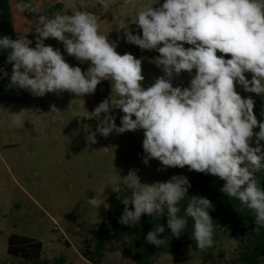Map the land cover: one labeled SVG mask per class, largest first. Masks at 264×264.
<instances>
[{
  "label": "clouds",
  "instance_id": "obj_1",
  "mask_svg": "<svg viewBox=\"0 0 264 264\" xmlns=\"http://www.w3.org/2000/svg\"><path fill=\"white\" fill-rule=\"evenodd\" d=\"M99 3L109 8L105 0ZM158 3L154 0L130 21L122 17L115 24L127 43L159 53L153 63L163 75L144 88L142 58L119 54L108 34L100 33L93 12L77 10L49 17L30 0H20L16 5L19 12L37 15L35 47H30L33 41L25 34L16 39L0 38V50L8 51L7 62L12 64L9 88L26 90L34 97L65 91L82 97L94 94L102 81L109 80L110 97L92 112L91 117L98 120L96 131L107 137L113 131L123 134L143 129L145 165L155 159L165 169L187 166L189 171L225 181L221 191L254 213L258 231L264 228V188L256 175L264 171V122L254 114V100L242 98L236 85L245 92L264 95V0H164L161 6H153ZM131 24L142 34H133ZM48 38L62 42L66 53L80 63L88 62L87 70L71 66L59 49L46 46ZM185 43L191 47L185 48ZM225 55L231 58L225 59ZM193 70L189 87L173 86L172 81L182 72L191 74ZM245 73H250L251 79ZM7 76L0 69V79ZM114 109L123 113L120 126L112 115ZM10 113L12 125L23 128L27 120L23 110ZM44 115L62 119L55 104ZM257 127L259 131L254 132ZM253 137L255 146H251ZM121 186L130 190V195L121 199L120 224L135 227L143 214L166 215L167 228L179 238L190 218L191 239L197 248L213 247L212 202L193 195L181 214L178 205L191 187L186 176L174 175L166 182L148 184L142 183L133 169L123 177L109 176L86 203L95 209L108 208L105 189L118 193ZM164 232L165 227L156 224L147 233V242L157 247L166 244V237L159 238ZM231 243L235 246L238 241L233 238Z\"/></svg>",
  "mask_w": 264,
  "mask_h": 264
},
{
  "label": "rangeland",
  "instance_id": "obj_2",
  "mask_svg": "<svg viewBox=\"0 0 264 264\" xmlns=\"http://www.w3.org/2000/svg\"><path fill=\"white\" fill-rule=\"evenodd\" d=\"M27 2V0H25ZM42 14L53 17L77 10L91 11L96 15L101 34L114 42L116 51L123 55L130 53L142 58V74L145 79L142 87L151 86L155 79L163 75L162 69L153 63L159 53L154 50H141L123 38V31L117 32L115 24L120 18L131 20L144 5L154 0H105L109 4L104 9L99 0H30ZM164 0H159V7ZM20 0H12L17 31L25 34L35 47L37 15L19 12L16 5ZM92 5H95L92 7ZM133 34L142 30L131 24ZM45 45L59 49L66 62L79 66L83 71L89 63H80L69 56L62 42L54 38L44 41ZM185 48L191 45L184 44ZM217 55H224L217 53ZM225 59L231 58L225 55ZM195 75L182 72L175 78L173 86L189 87ZM251 79L250 73H245ZM236 91L242 98L254 100V114L258 121L264 122V95L245 92L239 84ZM27 97L13 102L0 101V264H20L19 258L8 255V239L13 233L38 239L43 244V259L64 256L71 264H92L80 254V248L90 247V229L101 220L100 209L90 207L86 200L92 198L105 185L107 178L119 174L126 176L130 170H137L142 183L166 182L174 175L189 176L197 174L184 168H163L158 160L152 159L148 165L143 163L145 153L142 147L143 129L117 134L113 131L104 137L96 131L98 120L92 116L95 107L111 95V82L102 81L94 94L76 97L70 92L47 93L34 97L26 91ZM55 104L62 111V119L53 120L44 113ZM23 110V128L11 123V113ZM9 111V112H8ZM103 113L101 118H103ZM116 125L120 126L123 113L114 109ZM32 122H36V127ZM258 132L259 128H255ZM255 137L251 146H255ZM264 145V141H261ZM157 169H161L157 171ZM107 204L116 194L105 189ZM102 207V206H101ZM228 237L219 243L206 264H233L236 246ZM235 239V238H234ZM238 241V240H237ZM238 244V243H237ZM185 245L178 251L162 255L154 264H203V253ZM222 254V255H220ZM101 264H135L133 247L117 252H106Z\"/></svg>",
  "mask_w": 264,
  "mask_h": 264
},
{
  "label": "trees",
  "instance_id": "obj_3",
  "mask_svg": "<svg viewBox=\"0 0 264 264\" xmlns=\"http://www.w3.org/2000/svg\"><path fill=\"white\" fill-rule=\"evenodd\" d=\"M18 35L12 0H0V38L9 36L16 39ZM7 56V50H0V69L8 73L7 77L0 79V101L13 102L26 99V90L9 88L12 64L7 62ZM259 107L263 108L264 104H259ZM256 175L261 187L264 188V171ZM186 177L191 187L188 189L187 196L178 205L181 208V214L193 195L208 198L214 206L209 210L215 227L214 244L203 253V264L212 257L219 243L228 237L238 240L233 264H264V228L255 230L254 213L242 206L237 199L224 194L221 188L225 181L218 177L206 173ZM129 195L130 190L121 186V191L112 197L109 207L100 208L101 220L89 232V243L93 247L80 248V254L86 260L92 264H101L106 252H117L128 246L133 247L135 264H154L162 255L170 251H178L185 245H190L194 251H200L196 242L191 239L193 221L190 218L187 228L179 238L172 236L170 229L167 228L166 215L160 218L143 214L135 227L120 224L118 218L122 215L124 208L121 199ZM158 223L165 227V232L160 234L159 238H167V243L159 247L146 240L147 233ZM7 253L11 257L22 260L20 264H71L64 256L43 259L42 242L17 233L9 236Z\"/></svg>",
  "mask_w": 264,
  "mask_h": 264
}]
</instances>
